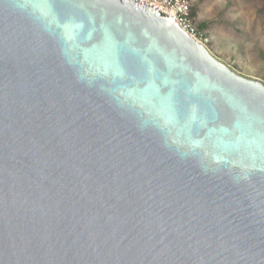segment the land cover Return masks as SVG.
Returning a JSON list of instances; mask_svg holds the SVG:
<instances>
[{"label": "water", "instance_id": "95a60500", "mask_svg": "<svg viewBox=\"0 0 264 264\" xmlns=\"http://www.w3.org/2000/svg\"><path fill=\"white\" fill-rule=\"evenodd\" d=\"M0 264H264V81L144 0H0Z\"/></svg>", "mask_w": 264, "mask_h": 264}, {"label": "rangeland", "instance_id": "374dc122", "mask_svg": "<svg viewBox=\"0 0 264 264\" xmlns=\"http://www.w3.org/2000/svg\"><path fill=\"white\" fill-rule=\"evenodd\" d=\"M195 25L212 53L264 81V0H191Z\"/></svg>", "mask_w": 264, "mask_h": 264}, {"label": "built area", "instance_id": "2783aa9c", "mask_svg": "<svg viewBox=\"0 0 264 264\" xmlns=\"http://www.w3.org/2000/svg\"><path fill=\"white\" fill-rule=\"evenodd\" d=\"M158 6L164 12L174 16L177 23L193 37L205 44L202 34L195 25L191 0H144Z\"/></svg>", "mask_w": 264, "mask_h": 264}, {"label": "snow or ice", "instance_id": "6c2138e0", "mask_svg": "<svg viewBox=\"0 0 264 264\" xmlns=\"http://www.w3.org/2000/svg\"><path fill=\"white\" fill-rule=\"evenodd\" d=\"M117 45H115V44H113L112 45V47H116ZM152 75H153V73H152V70H149V76H150V78L152 77ZM155 78L156 79H159V75L157 74L156 76H155ZM171 93H169V95H170Z\"/></svg>", "mask_w": 264, "mask_h": 264}]
</instances>
